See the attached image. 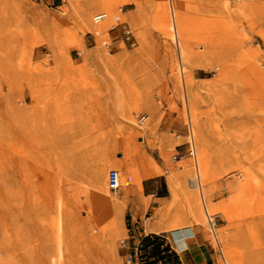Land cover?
I'll list each match as a JSON object with an SVG mask.
<instances>
[{
  "label": "rangeland",
  "instance_id": "1",
  "mask_svg": "<svg viewBox=\"0 0 264 264\" xmlns=\"http://www.w3.org/2000/svg\"><path fill=\"white\" fill-rule=\"evenodd\" d=\"M139 230L264 264V0H0V264H142Z\"/></svg>",
  "mask_w": 264,
  "mask_h": 264
},
{
  "label": "trees",
  "instance_id": "2",
  "mask_svg": "<svg viewBox=\"0 0 264 264\" xmlns=\"http://www.w3.org/2000/svg\"><path fill=\"white\" fill-rule=\"evenodd\" d=\"M139 250L144 256L142 264H182L177 253L157 234L143 236Z\"/></svg>",
  "mask_w": 264,
  "mask_h": 264
},
{
  "label": "built area",
  "instance_id": "3",
  "mask_svg": "<svg viewBox=\"0 0 264 264\" xmlns=\"http://www.w3.org/2000/svg\"><path fill=\"white\" fill-rule=\"evenodd\" d=\"M123 32H124V36H125L126 40H128L133 45L134 44V35L132 33V30L128 26H125ZM146 117H147V115L140 114L137 117L138 123L141 124L142 122H144L145 119H146ZM190 126H191V123H189L188 126H187L188 127L187 128V130H188V136L190 135V130H191V127ZM189 147H190V153L192 154V149H191L192 147H191L190 139H189ZM118 179H119V173H118V171L116 169H110L108 171V174H107V184H108V187L111 190H116V189L119 188V181H118ZM207 216H208V227H209V231H210V233H211V235L213 237V241H214L217 249L220 251V242H219V240L217 238V231H216V229H217V223H216L215 219L212 216H209V215H207ZM159 236L162 239H164L165 242L167 243L166 238H165L164 235H159ZM137 247H138V245H135V247H134L135 250H137ZM220 253H221V251H220ZM132 260H133V254L127 253L125 255V261L127 263H131Z\"/></svg>",
  "mask_w": 264,
  "mask_h": 264
},
{
  "label": "bare ground",
  "instance_id": "4",
  "mask_svg": "<svg viewBox=\"0 0 264 264\" xmlns=\"http://www.w3.org/2000/svg\"><path fill=\"white\" fill-rule=\"evenodd\" d=\"M104 15L103 14H100V15H98V19H101L102 17H103ZM188 138L190 139V142H191V149H192V154L194 153V145H193V143H192V129L190 130V135L188 136ZM202 159V158H201ZM198 160H200V159H198ZM197 161V160H196ZM200 162V161H199ZM198 166H199V163H198V161H197V164H196V167H197V170H198V174H196V176L195 177H193V179H191L193 182H192V187H195L196 189H198V191L200 192V195H199V197H200V199L201 200H203V193H202V186H203V184H202V182H203V179H204V176H203V174H202V171L200 170V168L198 169ZM201 169H203V168H201ZM108 185V184H107ZM197 191V192H198ZM174 193V192H173ZM202 202V201H201ZM198 213V212H197ZM201 213L199 212L198 213V215H200ZM169 221H170V219H169ZM170 225L169 226H171V228L173 227L174 229H178V225L180 224L179 222H178V220L176 219V220H171V223H169ZM195 235H196V238L199 240V241H201V240H203L202 239V233H201V231H199L198 229H196L195 230ZM185 236V235H184ZM180 237V236H179ZM182 237H183V235H182ZM186 238V237H185ZM184 240H183V238H180L179 240H177V246H178V248L180 249V248H183V246H184V242H183ZM185 247V246H184ZM229 260H230V258H229V255H228V252L227 251H225V254L223 255V263L224 264H230L229 263Z\"/></svg>",
  "mask_w": 264,
  "mask_h": 264
},
{
  "label": "crops",
  "instance_id": "5",
  "mask_svg": "<svg viewBox=\"0 0 264 264\" xmlns=\"http://www.w3.org/2000/svg\"><path fill=\"white\" fill-rule=\"evenodd\" d=\"M157 198H162V196H157ZM151 233H156V232L143 231L141 233V231L139 230L138 235L142 237L144 235L151 234ZM167 242L169 243L170 247L178 253L180 258H181V253L184 254L185 256H191L192 258H194L196 250L201 249V247L205 246V243L203 241L199 243L197 239L194 237V235L187 237L186 241L185 240L183 241L185 247L183 246V248H180V249L178 248L176 241L174 242L173 240L172 241L167 240Z\"/></svg>",
  "mask_w": 264,
  "mask_h": 264
}]
</instances>
